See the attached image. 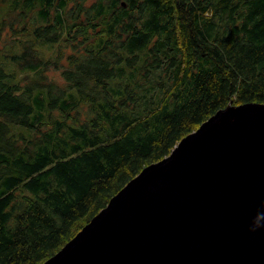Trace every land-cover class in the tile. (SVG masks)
<instances>
[{
	"label": "trees",
	"instance_id": "1",
	"mask_svg": "<svg viewBox=\"0 0 264 264\" xmlns=\"http://www.w3.org/2000/svg\"><path fill=\"white\" fill-rule=\"evenodd\" d=\"M3 3L0 264H40L218 108L264 102V0Z\"/></svg>",
	"mask_w": 264,
	"mask_h": 264
},
{
	"label": "water",
	"instance_id": "2",
	"mask_svg": "<svg viewBox=\"0 0 264 264\" xmlns=\"http://www.w3.org/2000/svg\"><path fill=\"white\" fill-rule=\"evenodd\" d=\"M40 264H264V102L217 109Z\"/></svg>",
	"mask_w": 264,
	"mask_h": 264
},
{
	"label": "rangeland",
	"instance_id": "3",
	"mask_svg": "<svg viewBox=\"0 0 264 264\" xmlns=\"http://www.w3.org/2000/svg\"><path fill=\"white\" fill-rule=\"evenodd\" d=\"M3 2H5V0H1V5H4ZM8 31H9V30H8ZM8 31L6 32V35H7V37H10ZM4 38H5V36L3 35V33H0V46H1V44L3 43ZM43 47H44V46L41 45V44H38V45H37L38 50L42 51V52L44 53L45 57L52 56V52H51V50H50V49H47V48H43ZM0 57H1V54H0ZM56 74L58 75V73L54 72V75H56ZM57 77H58V79H57V83L62 84V78L59 77V75H58ZM256 102H257V101H256ZM218 109H219V108H218ZM212 114H213V113H212Z\"/></svg>",
	"mask_w": 264,
	"mask_h": 264
}]
</instances>
